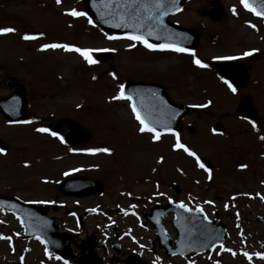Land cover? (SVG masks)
<instances>
[{
	"label": "rangeland",
	"instance_id": "rangeland-1",
	"mask_svg": "<svg viewBox=\"0 0 264 264\" xmlns=\"http://www.w3.org/2000/svg\"><path fill=\"white\" fill-rule=\"evenodd\" d=\"M210 1L189 3L176 17L180 24L195 28L201 35L198 51L191 55L169 51V55L162 52L163 55L152 56L141 50L138 41L102 34L88 22L85 0H61L60 4L56 0H0V28L14 29L11 33L0 34V73L18 76L27 83L38 126L46 128L54 122L71 119L92 134L83 146L65 148L60 142L35 137L32 133L30 136L31 128L18 129V134L12 135L0 117V137L8 136L13 144L10 155L0 158V193L19 195L29 201L57 198L69 208L72 207L69 203L96 208L100 216L106 209H115V203L121 200L129 205V194L143 200L135 209L137 215L133 216H140L139 209L143 206L170 199L172 195L187 205L191 199L199 200L198 196L208 197L217 201L211 205L220 208L227 218L228 240L233 247L231 254L226 253L224 246L214 254L197 259L198 262L264 264V258L257 255H264V225L256 218L264 216V155L261 153L264 124L252 130L239 120V96L222 84L214 66L222 57H236L242 45L253 41L254 48L258 47L256 41L260 35L254 36L228 9L218 23L201 17L199 8ZM221 2L231 9L239 7L241 1ZM73 10L86 15H69ZM209 34L221 39L214 44L207 39ZM25 35L36 39L25 40ZM228 35L230 37L222 40ZM53 43L90 49L96 63L89 64L77 52L60 48L42 50L45 44ZM108 51L114 54L111 60L98 62L95 59L97 53ZM195 59L207 67L194 62L191 65ZM142 80L159 81L179 104L195 106L202 111L185 121L186 125L195 126L196 134L186 131L180 137L181 144L196 151V158L189 157L183 148H179L178 154L174 152L169 138L162 140L161 147L157 144L156 149L155 146L150 149L148 136L138 131L139 121L129 101L114 99L120 96L121 85ZM7 94L0 88V97ZM260 121L264 122V115ZM216 123L222 124L225 132H214L212 126ZM172 143L175 145L176 141ZM30 149L34 158H47L41 161H47L42 163L44 171L16 166L28 161ZM204 157L215 167L214 179L207 183L204 177L212 175H203L197 162ZM242 165L245 171L241 170ZM77 173L101 182L103 196L80 200L60 195L55 182L60 183L66 176ZM41 181L50 184L44 185ZM158 181L164 184L157 185ZM174 181L181 189L180 195L170 191ZM227 208L229 213L224 212ZM0 216L4 237L0 241V262L56 264L41 260L42 248L38 243L20 240L17 236L22 230L19 221L6 213ZM130 218L123 214L118 216V221L123 226ZM94 223V218L88 220L86 230L93 233ZM135 232L143 238H151L153 234L149 228L144 231L135 228ZM252 232L256 234L253 241L246 243L242 234ZM219 254L223 257L217 259Z\"/></svg>",
	"mask_w": 264,
	"mask_h": 264
},
{
	"label": "flooded vegetation",
	"instance_id": "flooded-vegetation-1",
	"mask_svg": "<svg viewBox=\"0 0 264 264\" xmlns=\"http://www.w3.org/2000/svg\"><path fill=\"white\" fill-rule=\"evenodd\" d=\"M244 12L251 16V11L248 10ZM241 21H243V19H241ZM259 22L260 28L264 30V27H262L264 26L262 25L264 21L259 20ZM255 45L253 41L248 45H242V50L239 55L241 58L236 59V62L241 65V76L243 77L246 75V84L241 89L235 91L236 95L239 96L240 105L243 99L249 97L248 102L253 104L256 112V116L253 119H240L241 122L250 126L249 129H253V124H255V127L260 126L261 123L264 124V122L260 121L264 115V49H253ZM245 52H250L251 55L244 56L243 54ZM5 76L6 78L11 77L8 73H5ZM250 121L252 123H250ZM160 136L162 137L163 134H160ZM213 169L214 167L211 163V175L214 173ZM212 179H214V174L210 178H204L206 183L212 181ZM163 184V181H159V185ZM59 194L62 195L61 193ZM120 195L125 197V194ZM65 198L69 197L65 196ZM128 198L129 205L123 203L125 202L124 200L116 202V208L106 209L102 216L99 215L100 211L96 208H84L78 203H69V205H72V207L69 208L67 207L68 205L61 200H57V198L43 201L31 199V203H48V214L53 218L54 223L60 225L62 231L68 232L66 234L68 236L63 238V243L66 244V246H71V253H68L71 256L68 257V261L66 262L72 264H200L197 259L214 254L215 251H219L215 250L198 256L190 255L186 257L176 256L170 253L169 249H171V251L176 250V248L172 247H174L178 238V233L173 228V214L168 213L162 216L161 224L163 230L165 229V234L158 237L151 219V208L157 204L169 202L179 203L181 200L172 195L170 199L157 200V202L143 206L139 209L140 216H133L137 215L135 209L139 207L143 200L141 197L133 195H129ZM198 199L199 200L191 199L189 207L192 210L203 211L207 219L211 222H216V225L222 223L226 224L227 218L225 215L221 214V209L211 205V203L216 200L208 197L202 198V196H198ZM80 200L76 202H81ZM232 205L235 206V204ZM68 208L70 210H68ZM224 212L229 213V208ZM123 214L132 218L128 219V221L121 226L118 221V216ZM92 218L95 220L93 233H91L90 230H86L88 220ZM236 219L239 220V218ZM135 228L143 231L149 228L153 232L152 237L143 238L141 234L135 232ZM242 235L245 236L246 243H248L247 240L253 241L256 234L252 232ZM228 239L227 236L223 247H227L226 253L231 254L233 243ZM68 241L70 242L69 244L67 243ZM54 257L56 258V256ZM220 257H223V254H219L217 259ZM2 263L3 262L0 264ZM207 263L210 264L209 262Z\"/></svg>",
	"mask_w": 264,
	"mask_h": 264
},
{
	"label": "water",
	"instance_id": "water-1",
	"mask_svg": "<svg viewBox=\"0 0 264 264\" xmlns=\"http://www.w3.org/2000/svg\"><path fill=\"white\" fill-rule=\"evenodd\" d=\"M183 1L184 0H162L164 5L162 9L164 12L163 15H159L158 10L150 9L153 0H137L135 4H133V0H87V5L89 17L106 32H115L122 35H140L146 40L156 44L171 42V44L179 47H183V44L190 40L189 47H196L198 36L193 30L177 27L175 31L176 34L179 33V36H175V39L177 37H179V39L176 40V42H172L173 39L169 40L166 36L165 19L169 14L176 11ZM250 1L252 4L256 0ZM262 1L263 0H261V2ZM125 5H130V7H125ZM174 6H176V8ZM133 9L134 14L130 15L129 13H132ZM202 12L205 14L216 13L218 14V16H216L217 18L220 15L214 7L204 8ZM262 13H264V11ZM117 24L121 26L116 27L115 25ZM109 58L110 54L100 55L101 60ZM16 89L17 92L15 93V97L0 100V112L8 119L13 118L14 121H19L23 118H27V113L24 109L26 101L24 99V93L18 89V86ZM123 95L124 97H131L132 106H135L141 118H143L149 126L160 131L173 129L181 130L180 121L178 122L176 120L170 122L168 121V117L164 114V111L174 104L169 97L165 95V91L162 90V86L159 84L132 83L125 88ZM193 109L194 108L184 109L179 107L176 108V111L181 118L183 114L194 111ZM250 111V106L244 104L240 110V114L248 116L251 115ZM55 129L61 132L65 140L69 143L83 141L87 137V132L81 126L69 120L58 124ZM203 164L206 166L205 162H203ZM94 183V181L81 178L70 179L68 182L61 185L60 189L65 193L72 194L75 193L73 190L76 186L94 185ZM0 208H5L20 216L26 229L27 238L40 235L38 227L41 224L31 220V205L20 204V202L18 203L15 199H4V197L0 196ZM160 208H166V206ZM168 208H170V211L172 208L178 210V216L174 223H176V227L178 228L179 244L180 248L183 249V251H181L182 254L191 252L197 254L206 250H212L223 242L225 234L223 228L209 230L206 223L201 224L193 212L188 214L184 213L183 208L176 206H169ZM41 209L42 208H38L37 210ZM162 213L167 212L164 211ZM155 217V227L161 237L164 235L163 228L160 224L161 214H157ZM186 226H189L187 230ZM62 255H64V252Z\"/></svg>",
	"mask_w": 264,
	"mask_h": 264
},
{
	"label": "snow or ice",
	"instance_id": "snow-or-ice-1",
	"mask_svg": "<svg viewBox=\"0 0 264 264\" xmlns=\"http://www.w3.org/2000/svg\"><path fill=\"white\" fill-rule=\"evenodd\" d=\"M136 2H137V0H133V4H135ZM241 2L244 4V7L247 8L249 11L255 12L256 15H258V16H264V13L256 12V10L251 5L248 4L247 0H241ZM56 3L57 4H60L61 3V0H56ZM125 7H130V5H125ZM163 7H164V5H163L162 0H153V3L151 4L150 9L158 10L159 11V15H163L164 14V12L162 11ZM68 14L71 15V16H74V17H81V16H85L86 15L84 12H79V11H75V10L69 12ZM129 14L130 15L131 14H134V9H133V12L132 13H129ZM88 22L89 23H92L91 20H89ZM115 26L116 27H120L121 25L120 24H117ZM13 31H14V29H12V28H0V34H7V33L13 32ZM149 34H151V33H149ZM112 38L113 37H109V39H112ZM23 39H25V40H32V39H36V37L25 35L23 37ZM127 39L130 40V41L131 40L138 41V42L144 44V46L146 48H149V49H153L154 50L157 47V46H155L153 44L148 43V41L143 36H140V35H129V36H127ZM159 47H160V50H164L165 48H168V49H170L172 51H175V52H186V51H188L187 49L182 48V47H179L177 45H167V46L161 45ZM58 48L64 49L66 51H71V52H77V53H79V55L81 57H83V59L85 61H87L89 64L96 63V61L94 59H92V56H91V51L92 50H90V49H80L78 47H71V46H69L67 44H55V43H53V44H45L43 46V49L42 50H46V49H58ZM243 55L244 56H249V55H251V53L250 52H245ZM222 59H237V57H222ZM193 62L195 64H197L198 66H200V67H207V65L206 64H203L199 59H195ZM93 78L95 79V77H93ZM224 83L227 84L228 87L233 92L236 91V89L230 83H228L227 80H225ZM120 87H121L120 96L114 97V99H128V100H131V97L130 96L129 97H124V95H123V85H121ZM203 106L206 107L207 105H203ZM132 111L134 113H136V119L140 123L139 131L142 132V133L145 132V131H147L149 133H152L153 134V138L158 140L160 138V133L157 132L154 128L150 127L145 122V120L143 118H141V116L137 112L135 106H133ZM250 123H252V122L250 121ZM253 127H255V124H253ZM36 130L38 132H47L48 131V129H45V128H38ZM52 135H55V133H52ZM261 139H264V137H261ZM175 147L176 148H183L184 151L187 152L188 155H190V156L194 155V153H192L191 151H189L183 144H181L179 142V140H177V143H176ZM0 151H2V150H0ZM96 151L107 152L108 149H97ZM197 162L199 163V160H197ZM200 167L201 168H204V165L202 163H200ZM242 167H244V166H242ZM205 171H207V169H205ZM179 207L180 208H183L184 211H186V212L191 211L183 203H181L179 205ZM0 238H4V237H0ZM8 239H10V238H8ZM36 239L40 240V237L37 236ZM40 242L41 243H45V241H43V240H40ZM45 253L46 254H49L47 248L45 249ZM244 255L247 256L248 254L245 253ZM257 255H260L261 258H264V255H261V254H257ZM56 259H60V257H56ZM65 264H67L66 261H65Z\"/></svg>",
	"mask_w": 264,
	"mask_h": 264
}]
</instances>
